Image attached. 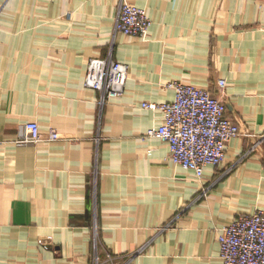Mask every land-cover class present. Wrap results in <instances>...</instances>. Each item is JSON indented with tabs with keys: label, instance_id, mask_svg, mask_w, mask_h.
<instances>
[{
	"label": "crops",
	"instance_id": "crops-1",
	"mask_svg": "<svg viewBox=\"0 0 264 264\" xmlns=\"http://www.w3.org/2000/svg\"><path fill=\"white\" fill-rule=\"evenodd\" d=\"M122 1L147 11L146 36L116 30ZM109 55L128 76L101 109L84 82ZM174 82L210 91L251 135L202 179L147 136L163 114L142 105L173 101ZM32 121L60 139L19 144ZM257 211L264 0H0V264H224L221 229Z\"/></svg>",
	"mask_w": 264,
	"mask_h": 264
},
{
	"label": "built area",
	"instance_id": "built-area-1",
	"mask_svg": "<svg viewBox=\"0 0 264 264\" xmlns=\"http://www.w3.org/2000/svg\"><path fill=\"white\" fill-rule=\"evenodd\" d=\"M151 26L147 11L122 1L116 19V30L130 36L144 37ZM128 65L115 61L111 55L91 59L84 82L86 88L100 93L99 106L120 97L126 87ZM173 101L143 103V107L161 111L163 122L151 128L147 136L168 143L170 159L185 169L193 171L199 179L204 177L208 165L222 166L226 160L227 144L243 133L241 125L227 115L224 101L210 91L193 85L174 82ZM218 86L226 87L220 79ZM60 139L58 131L51 128L44 135L37 122L24 126V135L17 142L31 144ZM256 147V145H254ZM220 257L224 264H264V212L243 215L223 226L219 234ZM95 264H105L96 254Z\"/></svg>",
	"mask_w": 264,
	"mask_h": 264
}]
</instances>
